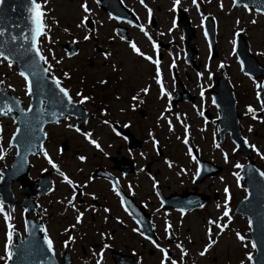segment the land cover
<instances>
[{
	"label": "rangeland",
	"instance_id": "rangeland-1",
	"mask_svg": "<svg viewBox=\"0 0 264 264\" xmlns=\"http://www.w3.org/2000/svg\"><path fill=\"white\" fill-rule=\"evenodd\" d=\"M161 1V0H160ZM162 2V13L157 12V9L154 8L153 14L154 17L156 15L160 18L161 23L159 22L156 26V29L152 31L154 38L159 42L168 43V48L163 51V63L168 64L170 61H176L179 57L178 50L182 46V42L180 40V29H173L171 33H169L168 29L172 27V20L176 14V11L173 12L171 10L172 0H163ZM79 0H58V7L60 11H56L55 15L60 16V20L58 21V26L60 28L54 30V32L60 33V35H49L51 37V41L47 42L42 38V53L45 55L47 64L56 65L54 69V74L58 75L60 66L63 68H70L73 71V79L81 80V76H78L77 72L74 71L75 66L82 65L84 69L81 71L82 73H88L91 77L97 76L99 78L104 77L107 71L112 69V65H116L118 69H120L119 75L120 79L123 81L117 84V89L122 95V99H127V93L125 90L130 88V92L132 94V80H137L141 85L144 81H147L151 76V66L147 64L141 57L133 53L127 42L119 41L115 38V35H107L106 32L108 30L105 28V31H101L105 33V35H98V37L102 39H94L97 41L88 42L87 44L80 43V53L74 58H67L64 52L59 47L60 44L71 42L72 37L82 38L83 31H80L76 27L77 23H79L81 17V11L78 5ZM159 2H155L154 6L157 7ZM198 4L200 6V11H196V7L192 5L191 0H181L179 4V8H187L188 11L186 13L189 15L191 24L195 27L196 31V47L200 51L199 56L197 58L202 63H210L212 66L211 71L213 73L219 74L220 67L219 63H223L225 68V72L228 75V79L232 82L235 87L236 97L239 100L238 111L241 115L242 123L244 124V132L245 138L247 139L250 145H255L256 149L259 151L261 155H264V116L260 117L258 114L255 116L257 120H254V123L245 118V106H252L257 112H261L264 115V111H261L259 108L258 101L256 99L257 89L254 85V81L247 78L245 75L241 74L239 69V63L236 59V55L234 53V44L232 41L235 39V35L240 32V34L244 37L247 48L249 52L254 55L260 63H264V15H259L253 10H245L242 7H233L231 0H198ZM223 5L221 8L220 5ZM206 15L210 16L215 25V49L217 51V57H214L212 60L208 59L209 56L206 51V40L203 34V28L201 25V20L206 17ZM157 20V19H156ZM155 18L152 19L151 26L156 24ZM239 21L237 24L236 22ZM250 21H256L255 24L250 23ZM70 27L74 33H78V35H66L64 28ZM105 27V26H104ZM68 30V28H67ZM243 30V31H241ZM53 32V31H51ZM135 34H138L137 31H134ZM163 33V35H161ZM109 36L114 37L108 38ZM130 41L135 42L144 52L150 53V48L144 45V40L141 35H130ZM55 43H52V42ZM50 45H57L59 49H52L51 52L48 51L49 43ZM100 43L99 46L102 49H106L110 51L108 58L105 59L101 56V53H97L94 44ZM94 59L95 63L101 66L104 62L108 64V66L102 68V70L97 69H88L86 67L88 59ZM55 60H60L59 64L55 63ZM210 61V62H209ZM100 71H104L99 75ZM112 71V70H111ZM149 76V77H148ZM0 81H3L2 84L6 88H8L15 96L20 99H25L24 87L21 82V77L18 75L15 68L10 67L5 61L0 58ZM256 83H260L259 80H255ZM90 80L86 84V88L88 87ZM69 84H71L69 82ZM23 87V88H22ZM78 87L75 85L73 89ZM116 89V88H115ZM110 91V94L113 96V102L116 107H118V113L116 118L120 117L122 121H124L122 114H120V107H124L121 100L114 99V91ZM87 90L91 93L94 91L87 88ZM105 89H100L101 94L104 93ZM152 97H154L153 92H150L148 96V101H152ZM27 99V98H26ZM157 110L152 108L149 119L155 121V117L157 115ZM137 120L139 117L136 116ZM207 124V123H206ZM205 123L201 122L200 127L204 126ZM249 127H251L252 131H249ZM103 129V128H102ZM13 123L11 119H2L0 122V148L4 149L5 156L3 159H0V172L2 169L7 167L6 165L10 162L11 157L14 155V151L8 148V140L13 132ZM200 134V133H198ZM104 138V137H103ZM199 145L198 149L200 151L201 157L212 160L214 162H218L223 166V172L216 176L213 179L205 180L198 189L201 192H209L216 189V194L218 195L216 199H212L208 205H206L202 210L192 211L186 213L180 221L175 222V227L180 229V243L185 248L187 255L184 258H187V262L185 264H239L241 259H244L245 251L253 252V248L250 244H248L247 249L242 247L235 239V233L240 232L246 239L245 244L250 241L248 236V223L247 220L243 217L235 215L232 213L234 209V202L238 201L245 195V187L242 183L240 177V167H234L235 164H240L241 166L245 164L244 158L235 153L234 147L231 144L225 143L222 146H219V143L214 141L213 137L207 136L204 141L201 138L195 139ZM177 141V145L179 147L176 150L179 152V163L185 165L186 159L191 161L190 157L187 155L185 149L180 145ZM218 145V147L214 145ZM182 151H184L185 156L182 155ZM254 152V159L256 165L264 171V159H261L259 155H257L256 151ZM225 154L227 155V162H225ZM34 160H37L35 158ZM3 165V166H1ZM159 167V165H157ZM179 172L178 166L175 168ZM185 169V178H189L190 174L193 171V166H184ZM174 174L175 180L173 185L170 186V190L173 188H179L178 182L180 180ZM161 175L165 176V173H161ZM172 175L170 176V178ZM169 178V179H170ZM184 180V177L183 179ZM177 182V183H176ZM146 183V192L150 193V180H145ZM184 188H189L191 183L188 179L187 182L181 183ZM19 183L14 182L11 184V189L16 198H20V194L18 193ZM227 187L229 189L228 193V207L230 212L231 220L222 216L225 193L224 188ZM151 195V194H150ZM219 205V207H217ZM1 207V206H0ZM4 212L0 213V256L4 255L3 252V243H4V233H5V224L3 221V215L7 214L11 217V223L14 225V231L18 232L20 235L25 234L24 225L22 222V217L19 215V208L16 204L12 210H8L6 206H3ZM220 218L222 223L228 224L229 227L225 229V231L216 236L215 232L218 231L213 227V238L217 240V244H215L208 253L204 257H200L198 255L199 251L202 250L205 243H207L206 236V228L207 220L213 219L216 220ZM51 227V226H50ZM62 227L58 225L52 227V235L49 237L54 242V251L56 256H58L59 252L66 249L65 246L61 245L60 238L64 236H60L62 233ZM128 232V231H127ZM124 232H121L123 235ZM133 239V240H132ZM131 242L127 241V237H122L121 246L119 247L121 251H126L129 253L130 247L136 248L140 253H144V261L145 264H156L159 255L156 251H153V258H151V262L146 258L147 251L150 246L144 244V246L140 247V240L138 237H132ZM57 240V241H56ZM14 241V237H13ZM128 244V246L126 245ZM131 243V245H130ZM142 249V251H141ZM70 251V250H69ZM175 255L180 257V250L174 248ZM76 253L79 256V249H76ZM0 264H3L0 261ZM245 264H250V261L245 260Z\"/></svg>",
	"mask_w": 264,
	"mask_h": 264
},
{
	"label": "flooded vegetation",
	"instance_id": "flooded-vegetation-1",
	"mask_svg": "<svg viewBox=\"0 0 264 264\" xmlns=\"http://www.w3.org/2000/svg\"><path fill=\"white\" fill-rule=\"evenodd\" d=\"M106 1L103 0L102 7L98 3L100 8L99 14L109 18L112 15L103 8L106 6ZM121 1L131 10L133 9L132 3L135 4L136 2L140 4V0ZM146 1L144 0V3ZM55 10L60 11L58 5L55 6ZM115 20L109 18V23L114 25L116 23ZM115 25L109 28L115 30ZM128 33L130 34L129 29ZM106 34L115 35L116 33L115 31H109ZM172 76L179 78L180 84L175 83L176 81L174 80V86H172L168 85V80L163 81L165 87H167V92L171 94V98L176 90L183 92V88H186L193 99L182 100L173 106L169 105L168 101L165 100V104L167 107L170 106L169 109L174 111V115L179 116V120L173 117L177 127L182 130L181 127L184 128L183 125H187L188 131L192 132L194 125L199 121L201 112L209 119L214 118L216 115L215 108L210 105V96L208 94L210 89L207 85L202 88V83L196 84L193 82L191 80L193 75L187 74L186 71L178 73L174 70ZM88 81L89 79L82 80V83ZM116 81L108 80L106 83L101 84V88L105 89V94L91 100V102L94 103L99 100L102 103V110L98 114V117L95 115L93 118L91 117L92 119L89 118L84 124L79 126L81 131L80 135H72V131L74 132L76 125V119L71 116L58 121L56 124L47 126L48 134L50 136L52 133V136L45 142L44 149L52 152L50 155L52 161L78 186V192L73 203L81 212H84L80 224L75 223V215L77 213L71 207L67 206V199L72 197V188L63 182V178L59 176L55 169L46 165L44 166L41 161L33 167V171L31 168L34 178L44 171V167L51 170V173H54L53 191L38 199L36 213L41 220L48 221L51 229L53 226L58 225L64 230L65 228H69L70 225L75 224L74 228H69V231L66 232V238L69 235L74 238V242H69L67 246L71 249L72 263L76 260L75 253L76 249L79 248L81 261L87 262L88 264H95L99 256L93 255V253H99L100 248L105 243L109 244L110 247L104 250L102 262L104 260L112 261V252L115 250L120 251L119 247L121 246L122 237H127L128 242H131L132 237H136L137 232L132 231L133 228L137 229L136 222L125 211V206H121V199L126 202L132 199L136 204L141 205L143 210L150 215L154 223V217L161 212V202L159 201L158 195L168 196L172 193L192 190L193 187L192 184L189 188L182 186L181 183L184 184L189 178L186 179L183 172L177 175L178 170L175 169L177 165L169 158L168 151H176V147L169 141V136L172 134H168V130L160 126L157 121L149 119L152 108L156 110L163 101L155 103L157 106H153L154 103L152 104V102L148 101V93L144 94L140 92V89L147 87L149 90L155 91V80L144 81L142 85L137 80H132V96L139 93L137 100H132V111L129 88L125 90L127 93L126 100H123L120 95L116 97V100H121L122 104H124L123 110L126 121L123 123L118 119V121H115L116 117L110 111V104H113V96L110 94V91L115 88L117 89V84H114ZM200 86L201 88H199ZM200 89L202 91L204 89L206 95L205 105H202L200 101ZM120 92L116 90L114 94H119ZM86 96L93 97L89 93ZM74 100L78 101L79 98H74ZM89 103L90 100L88 99L83 105L89 108ZM137 103H140L141 106L137 107ZM141 110H144V113L139 114ZM167 113L172 112L167 111ZM136 116L139 117V120H137ZM99 117L110 120L108 133L103 132L102 127L104 126L99 123ZM113 128L120 133L118 137L111 134ZM123 128L128 130L126 135L132 134V146L128 145L124 133H122ZM149 132L152 133L151 137L149 136ZM83 133H89V138L95 140L100 147L96 148L94 145L88 143L85 137H83ZM137 139L140 141L139 146L136 144ZM152 139L158 141L156 148L152 146ZM81 155L86 157L83 162L77 159ZM122 158H128L132 161V170L128 174H124V168H122L124 161ZM165 159L171 160V168L165 164ZM175 172H177L176 176L180 180L178 182L179 188L175 187L170 190L169 188L175 180ZM161 173H165V176L161 175ZM171 175L172 177L170 178ZM149 176L154 177L157 182V187L153 189V182L150 181L149 190L151 191L147 194L145 180H149ZM183 177L184 180H182ZM112 182H118L120 196H117L112 191ZM129 185L131 186L132 194H129ZM93 196H95V199L92 198ZM90 205L92 207H89ZM93 207L96 209L95 212L92 211ZM105 207L110 209L108 213H104L103 209ZM85 209L88 210L85 211ZM105 216L108 217L107 220L104 219ZM122 231L124 232L123 235H121ZM100 232L105 234L104 238L100 237ZM109 237L111 238L109 239ZM160 238L161 245L167 243V234ZM141 244H143L142 241ZM126 245L128 246L127 243ZM133 249L135 248L132 247V252H134ZM147 252L149 255L152 254V250L150 249Z\"/></svg>",
	"mask_w": 264,
	"mask_h": 264
},
{
	"label": "snow or ice",
	"instance_id": "snow-or-ice-1",
	"mask_svg": "<svg viewBox=\"0 0 264 264\" xmlns=\"http://www.w3.org/2000/svg\"><path fill=\"white\" fill-rule=\"evenodd\" d=\"M48 2V0H43V3L38 2V0H26V4H25V12L27 13L25 19L27 21L28 24V32L30 34V51L34 54L35 59H30V58H25L24 60V67L25 70L27 72H29L33 77L36 78V83L38 84L39 81L42 79V77L40 76V69H39V63L43 62L46 63V57L45 55L42 53L40 47H39V43H38V38H43V39H47L49 41H51V37L48 35V28L47 25L45 23V17L47 15V13L43 10L44 5H46ZM97 3H99V0H96ZM181 0H172V5H171V10L173 12L176 11L177 6L180 4ZM140 3L143 4L145 6V8H147V5L144 4V0H140ZM191 3L193 6L196 7V11L199 12L200 11V6L198 4V0H191ZM4 4V0H0V6H2ZM232 4L233 5H237L238 4V0H232ZM220 7L222 8L223 5L221 4ZM245 10H248V6L245 5ZM79 8L82 10V12L85 14L83 15L80 20L79 23H77L76 27L77 28H81L83 26H85L86 21L89 19V15L91 14V9L88 7L87 4V0H84L83 3H81L79 5ZM184 11H188L187 8L184 9ZM257 13L260 15H264V3H261L260 6L256 9ZM148 14L149 16L151 15V9H148ZM110 19H116V17H109ZM52 23H57V21L53 20ZM237 24L239 23V21L236 22ZM250 23L255 24L256 21H250ZM201 25H203V19L201 20ZM139 28V31L141 33H143V35L145 37H148V39L151 41V37L149 36V33L145 30L143 25H136ZM176 27V20L173 19L172 21V27L168 29L169 33L172 32V30ZM65 32H67V28L64 29ZM243 31V30H241ZM5 35V29L0 28V37ZM161 35H163V33H161ZM205 38L207 39L208 33L205 32L204 33ZM22 39L28 40L29 36H22ZM13 41H15L17 38L15 36H13L11 38ZM90 39L89 35H84L83 36V40L84 41H88ZM121 39H124V37H121ZM77 41L73 40L72 43H76ZM129 44V47L131 49L132 52H134L136 55L138 56H142L143 59L145 61H148L152 64L157 65L156 68V78H155V82L157 83V85H160V96H167L168 93L165 91L164 86L161 84V73H160V69L158 67L159 65V60L158 59H153V57L151 55L145 54L144 52H142L140 50V48L132 41H127ZM233 44H235V40L232 41ZM152 49L155 50L157 48V44L155 42H152ZM49 52L52 51L51 48L48 49ZM103 57L105 59L108 58V53H102ZM0 56L3 57L4 60H8L9 57L7 55H4L2 52H0ZM61 61L60 60H55V63L59 64ZM11 66V64L9 65ZM220 68L224 67L223 63H220L218 65ZM170 67H175V62H173L172 65H170ZM49 68H51V65H49ZM49 68L44 69L45 72H47L49 70ZM208 65H205V69L207 70ZM26 71H20L18 73V75L20 77L23 78L24 84H25V93L28 94V92L31 90V84L29 82V75L26 74ZM246 76L249 77V79H252L251 75L249 74V72H245L244 73ZM65 77L68 76V73H64ZM201 73H197V77H200ZM52 83L55 85L56 89H58L59 93L62 96V99L64 101H67L68 104H71L72 98L69 95V92L67 91V89H65L64 87H62L60 85V82L58 81V79L55 76L51 77ZM3 81H0V84H2ZM101 84L106 83V81L101 80L100 81ZM254 85L257 89H262L264 90V84H260V83H256L254 81ZM140 92L147 94L149 92V89L147 87L141 88ZM77 97H80L79 102L83 103L84 101L88 100V97L83 96L81 93L77 92L76 93ZM138 95H133L131 97V99L133 101H136L138 98ZM201 95H203V92H201ZM256 99L258 101L264 100V91H257L256 92ZM52 100L55 101L56 97L53 96ZM141 103H143V101H141ZM18 106V103H17ZM13 111V109L11 107H9L8 105H5L4 108L0 109V116H8L9 113H11ZM121 111H123V109H121ZM169 111L168 108H165L164 112H161L160 117H165V113ZM261 111H264V106L261 107ZM248 113H254V109L252 108V106H247L246 109V114ZM202 114V113H201ZM253 119H256L257 117L253 114L252 116ZM179 116H177V120H179ZM15 123V121H13ZM26 127L31 128V122L30 121H25L24 122ZM103 123H105L106 125L109 124V121L105 120L103 121ZM169 124V131H172V124L171 121L168 122ZM184 129H185V134H184V139H183V143L185 145L188 144V126L187 125H183ZM125 127H127V125H125ZM117 136L120 135L119 132L116 131L115 128L112 129ZM249 131H252L251 127H249L248 129ZM17 131H20V129H17ZM77 131H79V129H77ZM16 133H13V136H15ZM85 139L88 141V143L94 145L96 148H99L100 145L93 139H90V134L89 133H83ZM149 136H152V133L149 132ZM27 143L30 146H35L32 144V140L31 137L27 138ZM245 143L247 144V140H245ZM158 144V141H156L155 139H152V146L153 148H156ZM8 146L9 148L13 147V143L12 140L9 139L8 140ZM216 147H218V145H214ZM249 147L252 148L253 151L257 152V155L260 156L261 159H264V155H261L259 153V151L256 149L255 145H249ZM40 152H43L44 155V159L47 160L48 164L51 165V167L53 169L56 170V172L59 174L60 177L63 178V182L67 183L71 188H72V197L67 199V206L71 207L73 209V211H75L77 214L75 215V223L76 224H80L82 222V217L84 215V212H81L77 206L73 203V200L78 192V186H76L73 182V180H71L63 171L60 170V168L57 166L56 163H54L52 161V159L48 156V153L46 151H44L43 148H40ZM188 156L191 157L193 160H196V156L193 155V149L188 148ZM5 156V151L4 149L0 148V159H3ZM225 162H227V155L225 154ZM77 159H79L81 162H83L86 157L84 156H78ZM165 164H167V166L169 168L172 167V162L165 159ZM234 167L239 168L241 167L240 164H235ZM185 170L183 168L180 169V172L177 173V175H180L182 172H184ZM199 171V169H198ZM261 177H264V172L260 173ZM153 189H155L157 187V182L153 179V184H152ZM48 191L51 192L53 191L52 188H48ZM112 191L117 195L120 196V192L118 190V182H112ZM224 193H225V200H224V206H223V212H222V216L228 218V220H231V217L229 215V207H228V193H229V189L227 187L224 188ZM83 194V193H81ZM129 194H132V189L131 186L129 185ZM93 199H95V196L92 197ZM121 206L123 207L125 204V201L123 199H121L120 201ZM89 207H92L91 205ZM217 207H219V205H217ZM88 209H85V211H87ZM25 211H28V209H25ZM92 211L95 212L96 209L93 207ZM104 213H108L110 211V209H108L107 207H105L103 209ZM125 211H128L127 208H125ZM182 211V210H181ZM4 209L3 207H0V213H3ZM105 220L108 219L107 216L104 217ZM3 221L5 224V233H4V243H3V252L4 255L0 256V261L3 262V264H9V262L13 259V253H12V245H13V237H14V225L10 222L11 221V217L7 214L3 215ZM120 222V221H118ZM207 228H206V236H207V243L204 244L203 248L201 251H199L198 255L200 257H204L206 255V253L209 252V250L215 245L217 244V240L213 238V227H215V229H217L218 231L215 232L216 236L221 235L225 229H227L229 227L228 224L222 223L220 221V218H217L216 220L213 219H208L207 220ZM251 221H249V225H251ZM74 225H70L69 228H74ZM69 228H65L64 231L68 232ZM171 228V225H169L167 222H165V227H164V232L167 234L169 232V229ZM25 231H28L27 226L25 227ZM39 231L41 233H44L43 236V245L46 249V253H52L54 254V242L53 240L49 237V235L46 232L45 226L44 225H40L39 226ZM133 232H137L138 230L136 228L132 229ZM143 238L145 240H148L149 243L152 244V246L154 248H156L159 253L161 254L160 258H159V264H178V261L176 259H172L168 253V251L162 247L156 240L152 239L150 236H144L143 233H140ZM101 238H104L105 234L103 232L99 233ZM111 237H109L110 239ZM235 239L236 241L245 249H247L248 244L251 245L252 248H256L257 245L255 243H252L251 241H248L247 244H245V237L240 233V232H236L235 233ZM262 240H264V232H262ZM69 242H74V238L69 235L67 240L64 241V246L67 247ZM110 245L105 243L103 244V246L100 248L99 253H93V255H98L99 258L96 259L95 264H102V259H103V252L105 249L109 248ZM176 248L180 250V260L183 261L184 257L187 255V252L185 250V248L181 245V244H176ZM41 249L39 248L38 245L33 244L32 248H31V252L35 253V252H40ZM253 259V254L251 252L245 251L244 254V259H241L239 261V264H245V260L247 261H251ZM139 264V262H138ZM260 264H264V260H262L260 262Z\"/></svg>",
	"mask_w": 264,
	"mask_h": 264
},
{
	"label": "water",
	"instance_id": "water-1",
	"mask_svg": "<svg viewBox=\"0 0 264 264\" xmlns=\"http://www.w3.org/2000/svg\"><path fill=\"white\" fill-rule=\"evenodd\" d=\"M22 1V6L24 8L17 7L12 0H4V4L0 6V28L5 29V35L0 37V52L16 61L22 71H26L24 67L25 58L35 59V57L30 51V34L28 32V24L25 19L27 15L25 12L26 0ZM240 1H243L255 8H258L261 3H264V0ZM180 23L185 29V35L189 37V39H187L188 44L191 45L193 42V29L189 28L187 24L188 22L184 18L180 21ZM210 35L212 36V33H210ZM13 36L17 38L15 41L11 39ZM22 36H29V39H22ZM238 54L245 66L250 64V62H248L250 61V56L245 51L244 42L241 37L239 41ZM39 69L42 79L38 84L36 83V78L26 71V74L29 75V82L31 84V107L28 112L21 115L19 118L21 125L18 129H20V131H17L12 142L17 143L21 140L27 142V138H32L33 136L41 142L43 138V136L40 135L42 125L46 121L54 119L53 105L56 101L52 100V96L55 94L54 91L56 87L52 81L45 79V71L42 68V62L39 63ZM55 96H59V93L56 92ZM43 98L46 100L48 112L45 115L40 114L38 116L37 113L40 111L38 107L41 99ZM7 102L11 103L13 101L0 89V109L4 108V105ZM26 120L31 122V128L26 127L24 123ZM33 121L36 123L40 122V126L35 124V127H33ZM222 123L225 124V121H222ZM227 123L231 126V137L237 144V151H242L249 157L250 153L248 148L239 133L240 126L238 125L237 118L234 117L231 120L229 119ZM29 153L28 149L19 148L18 146V154L14 159L13 165L16 166L18 163L21 164L22 162H25ZM13 170H16V167ZM242 176L247 183L248 196L238 203L237 212L246 215L252 222L250 234L253 242L257 245V252L253 256L252 260L253 264H260V262L264 260V240H262V232H264V177L260 176V172L255 168L253 162H250L243 168ZM12 178L16 177L10 175V177L6 179ZM3 180H5V178H3ZM192 205H195V203ZM33 244L38 245L41 251L35 253L31 252ZM12 253L13 259L9 262V264H40L39 262L41 261L43 262L42 264H54L53 260H51L50 253H46V249L43 245V239L38 237L33 227L29 229V236L24 241L12 246Z\"/></svg>",
	"mask_w": 264,
	"mask_h": 264
}]
</instances>
